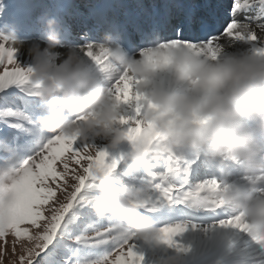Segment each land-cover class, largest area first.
Instances as JSON below:
<instances>
[{
    "label": "snow or ice",
    "instance_id": "1",
    "mask_svg": "<svg viewBox=\"0 0 264 264\" xmlns=\"http://www.w3.org/2000/svg\"><path fill=\"white\" fill-rule=\"evenodd\" d=\"M110 31L119 34L133 56L148 55L150 46L157 44L189 47L210 59L237 50L264 56V0H218L210 17L142 31L140 42L131 46L125 44L127 33L120 25L112 23ZM81 39L79 54L115 102L127 146L112 149L103 137L85 140L45 130L36 120L44 107L41 84L31 79V63L17 59L11 38L0 35V264L6 258L7 264H153L144 243L122 220L94 211L97 173L129 192L146 185L143 196L130 198L151 217L165 210L219 216L209 227L235 234V264H264V237L249 232L243 212H233L218 196L206 207H192L195 195H212L228 181L246 183L248 178L232 167L224 180L215 161L198 151L169 147L163 133L142 118L149 102L137 89L139 78L115 65L108 49L96 46L102 40L90 33ZM87 118L80 114L73 121ZM137 143L149 157L157 146L160 154L129 171L127 153ZM159 227L165 246L183 254L190 249L182 234L200 225L165 220Z\"/></svg>",
    "mask_w": 264,
    "mask_h": 264
},
{
    "label": "clouds",
    "instance_id": "2",
    "mask_svg": "<svg viewBox=\"0 0 264 264\" xmlns=\"http://www.w3.org/2000/svg\"><path fill=\"white\" fill-rule=\"evenodd\" d=\"M44 47L39 41L28 46L32 57L31 79L41 84L39 95L43 109L36 117L47 131L79 135L82 139L103 137L109 147L118 149L127 140L126 130L117 121L118 111L106 86L85 66L78 45L66 44L60 22L43 14ZM14 46L23 48L25 40L10 32ZM64 46L65 51H57ZM97 47L108 49L112 62L139 78L137 89L148 100L143 120L157 133H163L167 145L178 150L198 151L215 161L216 171L224 179L235 165L246 183L228 181L212 195H195L192 207H206L218 196L233 210L243 212L248 230L264 237V56L247 50L223 52L210 59L184 46H150L148 55L133 56L125 49L119 34L105 33ZM88 118L75 123L73 117ZM152 157L137 143L127 153V170L146 166ZM92 207L98 215L111 214L122 220L153 253V264H185L183 254L168 249L160 227L151 216L140 211L131 196H143L146 185L131 192L97 173ZM212 264H225L217 257Z\"/></svg>",
    "mask_w": 264,
    "mask_h": 264
},
{
    "label": "rangeland",
    "instance_id": "3",
    "mask_svg": "<svg viewBox=\"0 0 264 264\" xmlns=\"http://www.w3.org/2000/svg\"><path fill=\"white\" fill-rule=\"evenodd\" d=\"M127 1L130 5L133 4V0ZM98 2L99 0H0V35H8L10 32H15L18 37L24 39L25 46L17 49L16 56L22 63L29 64L32 61V57L28 52V46L33 41H39L41 47H44V27L40 21L43 14L47 13L57 17L60 22L61 33H65L63 39L65 45L69 43L74 44V42L77 45L82 43L81 37L89 29L85 24L87 12L93 10ZM109 2L111 5V0ZM122 2L114 0V4L117 3L120 9L118 10L115 5L111 9L115 12L119 11L118 15L121 20L124 17L123 14L133 13L129 21L123 22L122 20L123 24L131 25L135 21L136 16H139L138 12L140 9L138 8L137 13L122 11L121 7L125 4ZM108 6L107 0H102L99 6L95 8L98 12L95 24L99 27L100 35L105 31L103 27L107 22L99 21V19H102L103 15H101V12H105ZM110 10H108V13H110ZM115 15L117 14L115 13ZM108 21L110 23H107L105 28H110L112 23L117 24L114 16L108 17ZM65 50L64 46H58L57 48L59 52H64ZM103 143L107 142L103 140ZM123 146H127V141H124L120 145V147ZM57 196L59 199H63L61 193L58 192ZM180 214V210H165L157 213L156 216H152V219L158 225L165 222V220H189L200 225L197 229H189L182 234L181 239L183 243L190 249L187 253H183L185 264H212L217 257H223L225 264H235L234 250L236 245L232 243L236 240L235 234L230 229L209 227L219 218L207 219L208 223H205L204 221H196L193 218L180 219ZM187 215L195 217L197 213L187 212ZM205 228H207V231L204 230ZM145 251L147 253V260L152 261L154 258L152 251L147 246H145ZM5 264H7V258Z\"/></svg>",
    "mask_w": 264,
    "mask_h": 264
},
{
    "label": "bare ground",
    "instance_id": "4",
    "mask_svg": "<svg viewBox=\"0 0 264 264\" xmlns=\"http://www.w3.org/2000/svg\"><path fill=\"white\" fill-rule=\"evenodd\" d=\"M119 2L122 1V0H118ZM102 2V0L96 5L99 6V4ZM123 3V2H122ZM151 4H152V1H151ZM160 5L156 4V5H150V7L155 11V12H158V8H159ZM95 7V8H96ZM101 8V7H100ZM99 8V9H100ZM113 9L114 7H110L108 6L106 8V11H105V14L103 15L102 19H99V21H102V22H109L108 21V10L110 9ZM140 11L138 12L139 16H136V19L135 21L131 24V25H126V24H123L122 23V20L123 22H127L130 20V17L131 15L133 14H129V13H125L123 14L124 17L121 18L119 17V15L117 14V17H114V20L115 22L122 28V30L126 31L127 33V39L125 40V44L127 46H131V45H135V44H138L140 42V36L141 35H138L137 31L140 29V28H143L142 30L143 31H148L149 29L147 28V23L148 21L150 20L149 19V15H148V12L145 11L147 10L148 8H145V7H140L139 8ZM115 12V11H114ZM116 13V12H115ZM87 16H86V19H85V24L87 25V27L89 29H87L88 31L87 32H84V33H90L91 35L93 36H96L98 39L100 40H103L104 39V36H105V33L110 31V29H108V31H103L102 35L99 34V27L96 26L95 24V21H96V16L98 15V12L94 9L92 11H89L87 12ZM153 14V13H152ZM151 14V15H152ZM150 15V16H151ZM98 23V22H97ZM102 27V26H101ZM101 32V31H100ZM83 36V35H82ZM83 42V41H82ZM231 167H236L235 165H232ZM193 213V212H192ZM204 217V216H210V218L212 219H215V218H220L219 216H214V215H210V214H197V217ZM208 218V219H210Z\"/></svg>",
    "mask_w": 264,
    "mask_h": 264
}]
</instances>
